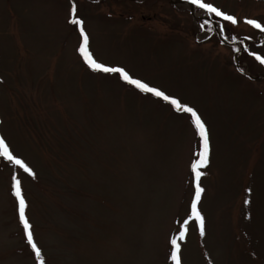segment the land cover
Here are the masks:
<instances>
[{
  "label": "rangeland",
  "instance_id": "374dc122",
  "mask_svg": "<svg viewBox=\"0 0 264 264\" xmlns=\"http://www.w3.org/2000/svg\"><path fill=\"white\" fill-rule=\"evenodd\" d=\"M207 2L237 26L185 0H0V139L34 173L0 158V264H35L13 175L46 264H170L194 193L190 120L88 70L72 3L97 62L193 106L209 129L206 235L188 225L181 264H264V66L244 51L264 57V34L243 24H264V0Z\"/></svg>",
  "mask_w": 264,
  "mask_h": 264
},
{
  "label": "snow or ice",
  "instance_id": "6c2138e0",
  "mask_svg": "<svg viewBox=\"0 0 264 264\" xmlns=\"http://www.w3.org/2000/svg\"><path fill=\"white\" fill-rule=\"evenodd\" d=\"M69 2L71 3V0H69ZM185 3L193 6L197 10H200L203 14L218 17L221 21H224L228 25H232L233 27L237 26L238 24V20L233 15L225 14L223 11L219 10L211 3H208L207 0H185ZM76 16V5L72 3L67 22L71 25L76 26V29L79 31L81 42L77 51L78 55L82 58L83 63L88 70H90L92 73L117 77L124 84L129 85L139 93L151 96L157 101H162L164 104L170 106L172 111L184 114L190 120L195 135L198 137L197 149L193 153L194 159L192 160L190 165L191 184L194 193L191 198L187 214L182 223H180L178 235H172L168 241L170 245L168 256L170 264H181V247L178 241L183 242L185 240L188 225L194 222L199 236L201 238H204L206 235L205 218L201 214L199 205L205 191V189L201 187L200 183L204 175V172L202 170L209 167V157L211 151L209 129L206 126L205 121L193 106L182 103L178 98L166 94L165 91L159 89L156 86H151L147 82L141 81L138 78H132L123 67L106 66L101 62H97L89 51V37L84 30L83 21L76 18ZM243 24L249 26L251 29H254L261 34H264V24L258 22L255 19H244ZM200 27L203 28L204 25L201 24ZM221 31H224L223 27H221ZM245 39L247 40L248 37H245ZM244 51L247 52V54L251 56L253 60L264 66V57L254 54L247 48H245ZM0 158H2L6 162L11 163L15 168L22 170L28 176L34 178L33 171L29 167H27L21 159H17L12 155V153L9 151L8 145L3 139H0ZM11 189L12 195L15 198L17 204L18 223L22 228L25 243L34 256L35 264H46V260L42 254V251L40 250V248H38L36 242L34 241L32 225L30 224L29 219L26 215L28 205L22 195L20 181L15 175L12 176ZM252 197L253 189L251 187L246 188L245 198L243 199V207L244 209H247L249 211V214L244 216V219L249 221L252 219Z\"/></svg>",
  "mask_w": 264,
  "mask_h": 264
},
{
  "label": "trees",
  "instance_id": "16d2710c",
  "mask_svg": "<svg viewBox=\"0 0 264 264\" xmlns=\"http://www.w3.org/2000/svg\"><path fill=\"white\" fill-rule=\"evenodd\" d=\"M232 48V50L234 51V50H238V48L236 47H231ZM239 57V59L241 58V56H238Z\"/></svg>",
  "mask_w": 264,
  "mask_h": 264
}]
</instances>
